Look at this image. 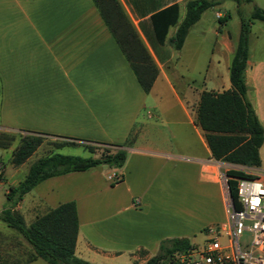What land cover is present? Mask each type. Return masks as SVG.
<instances>
[{
  "label": "crops",
  "instance_id": "0c3cea01",
  "mask_svg": "<svg viewBox=\"0 0 264 264\" xmlns=\"http://www.w3.org/2000/svg\"><path fill=\"white\" fill-rule=\"evenodd\" d=\"M187 1L119 0L158 68L146 94L92 0H0V135L38 134L127 151L121 168L100 165L49 178L17 206L32 223L75 202V255L90 263L141 264L172 238L202 244L207 227L227 220L226 172L249 169L213 159L196 122L201 93L231 87L240 27L234 38L227 21L220 24L232 19L221 3L203 12L176 50L171 39ZM252 3L264 9V0ZM172 5L177 23L161 43L152 16ZM251 32L245 79L264 126V59L250 60ZM259 155L261 165L251 169L264 172V143ZM197 235L200 243L193 242Z\"/></svg>",
  "mask_w": 264,
  "mask_h": 264
},
{
  "label": "trees",
  "instance_id": "16d2710c",
  "mask_svg": "<svg viewBox=\"0 0 264 264\" xmlns=\"http://www.w3.org/2000/svg\"><path fill=\"white\" fill-rule=\"evenodd\" d=\"M105 25L112 34L121 52L125 56L136 79L148 94L158 76V68L145 44L128 18L119 0H92ZM240 18V32L232 62L229 68L231 87L222 92L203 91L197 107V125L204 131L213 159L224 163L259 168V151L264 143V126L256 110L248 99V86L245 72L249 60V35L255 21L264 22V9L253 6L248 17L242 7L253 0H234ZM222 0H189L183 20L177 27L171 43L181 50L190 28L199 21L206 10L216 7ZM178 6L172 5L152 16L155 32L162 43L168 28L177 23ZM220 24L227 17L220 19ZM42 135L21 136L20 143L12 154L15 166L24 164L41 145ZM13 136L1 135L0 148H6ZM82 145L90 153L102 149L98 157L69 156L52 153L33 162L25 177L6 192L7 206L0 212V220L9 228L20 233L31 247V253L21 264H29L40 259L47 264H93L75 255L79 221L75 202H66L48 210L26 225L17 206L24 196L41 182L68 174L83 172L91 168L106 165L121 168L127 158V151L120 145L82 141L78 144L65 139L56 145ZM229 190L237 209L240 208L237 195V180L246 177L244 170L231 169L226 172ZM193 244L188 238H172L161 242L156 255L149 258L147 264H173L176 253L187 252ZM142 253V252H141ZM0 264H2L0 262Z\"/></svg>",
  "mask_w": 264,
  "mask_h": 264
},
{
  "label": "built area",
  "instance_id": "2783aa9c",
  "mask_svg": "<svg viewBox=\"0 0 264 264\" xmlns=\"http://www.w3.org/2000/svg\"><path fill=\"white\" fill-rule=\"evenodd\" d=\"M3 169L0 163V179ZM244 172L247 176L237 180L240 208L232 207L227 189V220L207 227L203 243L176 253L173 264H264V172ZM223 179L227 186L228 176ZM245 234L252 236L250 241L242 242Z\"/></svg>",
  "mask_w": 264,
  "mask_h": 264
},
{
  "label": "rangeland",
  "instance_id": "374dc122",
  "mask_svg": "<svg viewBox=\"0 0 264 264\" xmlns=\"http://www.w3.org/2000/svg\"><path fill=\"white\" fill-rule=\"evenodd\" d=\"M234 6H236V4L233 2V0H222V6L220 8L223 12L228 11L230 13V18L232 17V19L227 20L228 26L226 27V30L230 32V36H234L235 38L237 29L240 27V18ZM253 6L254 3H251L246 4L242 7V11L245 17H248L250 15ZM250 52V60L256 62L260 59H264V22L255 21L254 25L252 26L250 37ZM183 61L184 56H182L179 62H177L179 68H181L180 66L183 65ZM248 83V85H250V82ZM179 89L182 90L183 88ZM22 135L26 136L29 134L24 133ZM22 135L19 136L10 134V136L14 137V140L8 141V139H6V144L8 147L0 149V163H3L4 168L0 179V212L7 206L6 192L9 187L14 184L13 179H19L23 177L27 173L28 168L33 162L41 157L52 154L57 149L56 145L63 141V139L55 137L40 136L42 142L36 152L25 162V164H23L22 166H15L12 163L11 158L14 150L20 143V138ZM58 152L60 154L69 156L98 157L101 154L102 149H97L94 154H92L84 146L76 145L65 147L58 150ZM35 192V190L29 192L24 197L25 202H27L30 196L35 194ZM20 212L23 213L25 223L28 226L31 223V219L27 215L25 208L21 209ZM251 238L252 236L250 234H245V236L242 238V242L250 241ZM202 239V235H197L193 242L200 243ZM223 242H225V240H223ZM30 253L31 247L27 243L25 238L14 229L9 228L0 220V262L2 264H21L27 259ZM149 258L151 257L147 256L146 258H144L145 262H141V260L139 261L141 264H147L146 261H148ZM38 264L47 263L41 260ZM116 264H122V262H116Z\"/></svg>",
  "mask_w": 264,
  "mask_h": 264
},
{
  "label": "water",
  "instance_id": "95a60500",
  "mask_svg": "<svg viewBox=\"0 0 264 264\" xmlns=\"http://www.w3.org/2000/svg\"><path fill=\"white\" fill-rule=\"evenodd\" d=\"M227 189H228V193H229V198H230V201H231V205H232V207L234 208L235 207V202H234V199H233V197H232V195H231V193H230V190H229V182L227 181Z\"/></svg>",
  "mask_w": 264,
  "mask_h": 264
}]
</instances>
